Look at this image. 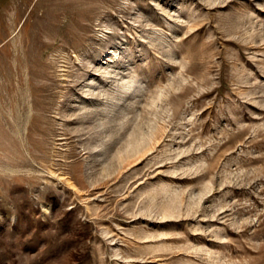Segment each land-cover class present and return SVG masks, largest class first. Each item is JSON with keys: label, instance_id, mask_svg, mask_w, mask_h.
<instances>
[{"label": "rangeland", "instance_id": "obj_1", "mask_svg": "<svg viewBox=\"0 0 264 264\" xmlns=\"http://www.w3.org/2000/svg\"><path fill=\"white\" fill-rule=\"evenodd\" d=\"M0 264H264V0H0Z\"/></svg>", "mask_w": 264, "mask_h": 264}, {"label": "bare ground", "instance_id": "obj_2", "mask_svg": "<svg viewBox=\"0 0 264 264\" xmlns=\"http://www.w3.org/2000/svg\"><path fill=\"white\" fill-rule=\"evenodd\" d=\"M130 83V82H129ZM123 86V85H122ZM125 87H127V86H125ZM122 89V88H121ZM126 89V88H125Z\"/></svg>", "mask_w": 264, "mask_h": 264}]
</instances>
